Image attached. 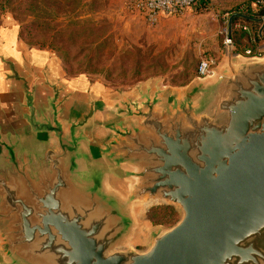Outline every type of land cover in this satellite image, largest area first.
<instances>
[{"label": "water", "instance_id": "water-1", "mask_svg": "<svg viewBox=\"0 0 264 264\" xmlns=\"http://www.w3.org/2000/svg\"><path fill=\"white\" fill-rule=\"evenodd\" d=\"M262 24L264 17L234 14ZM25 49L26 47L22 45ZM27 50V49H26ZM28 51V50H27ZM233 43L188 89L150 80L111 122L65 110V85L35 99L22 79L20 128L0 126V264H264V47ZM102 127V139L92 130ZM179 220L134 246L138 212Z\"/></svg>", "mask_w": 264, "mask_h": 264}, {"label": "rangeland", "instance_id": "rangeland-1", "mask_svg": "<svg viewBox=\"0 0 264 264\" xmlns=\"http://www.w3.org/2000/svg\"><path fill=\"white\" fill-rule=\"evenodd\" d=\"M248 1L212 0L209 11L218 13L222 21L214 38L221 49L207 51L213 39L201 41L200 46L197 38L183 47V56L177 40L165 45L159 37L155 39L153 27L121 12L111 0H0V31L5 26H19L26 49L47 51L59 76L79 88L91 83L106 95L115 92L128 98L136 97V90L150 80H160L168 88L184 87L194 79L202 59L223 57L227 35L223 16L228 14L223 12L237 6L245 10L243 4ZM244 26L252 37L251 47L264 41L262 25ZM176 55L183 58L176 60ZM138 216L141 230L134 246L139 249L146 248L151 232L169 228L180 218L174 208L165 205L146 206Z\"/></svg>", "mask_w": 264, "mask_h": 264}, {"label": "crops", "instance_id": "crops-1", "mask_svg": "<svg viewBox=\"0 0 264 264\" xmlns=\"http://www.w3.org/2000/svg\"><path fill=\"white\" fill-rule=\"evenodd\" d=\"M111 3L116 4L115 6L121 12L128 13L123 9L121 0H111ZM128 14L133 16V18L142 20L148 26L142 16L133 13ZM153 28L156 33L154 38L158 39L159 37L165 45H170V43L176 42L174 40H177L176 44L180 48L182 56L184 54L183 47L185 45L191 46L194 39L197 38H200V46L202 44L201 41L209 38L213 39L212 43L208 44L210 48L207 51L215 52L221 49L219 41H215L216 39L214 38L218 36L217 31L222 28V21L219 14L213 10L204 13L191 10L181 16H162L158 24ZM19 34L20 29L17 25L5 26L0 31V126L3 129L6 130L8 127L20 128L24 124L21 119V115L24 113L22 107L24 102L22 79L31 78L33 85H35V99L42 103L52 94L48 83L51 73H53L52 76L56 80L66 84L63 92L67 97L64 105L66 112L74 116H83L89 112H94V122L100 125L107 124L113 120L114 110L118 104L116 98H119V93L114 92L106 95L91 83L84 88H79L69 80H64L52 66L50 54L47 51L43 53L33 50L27 51L22 46ZM256 47H247L236 51L244 54L249 49L256 51ZM181 55H176L175 59L181 60L183 58ZM218 55L219 58H216L220 63L223 57L222 54ZM193 77V80L198 77L197 70L192 75ZM193 80L184 85V87L177 89H188ZM104 135L102 127H97V129L92 130L91 137L98 141Z\"/></svg>", "mask_w": 264, "mask_h": 264}, {"label": "built area", "instance_id": "built-area-1", "mask_svg": "<svg viewBox=\"0 0 264 264\" xmlns=\"http://www.w3.org/2000/svg\"><path fill=\"white\" fill-rule=\"evenodd\" d=\"M123 9L128 13H133L142 16L147 22L148 26L154 27L158 24L162 16H181L188 11H196L200 6L203 8V12L209 11L212 0H121ZM257 4L260 7L264 6V0H258ZM263 5V6H261ZM226 28L225 44L232 43V40L228 39V22L230 14L224 16ZM235 28L243 31H248V27L240 23L235 25ZM264 47V41L260 45H257V50H246L243 55L251 56L259 54L258 50ZM218 59L215 57L204 58L200 61L197 75L199 78H205L214 75L215 68L218 66Z\"/></svg>", "mask_w": 264, "mask_h": 264}, {"label": "trees", "instance_id": "trees-1", "mask_svg": "<svg viewBox=\"0 0 264 264\" xmlns=\"http://www.w3.org/2000/svg\"><path fill=\"white\" fill-rule=\"evenodd\" d=\"M257 2L256 0H249L248 2H246L245 4H243L245 10H238V6L237 7H232L229 9H225L223 13H228L230 14V16L234 15V14H242V15H246L249 16L251 18H256V19H260L262 17H264V7L262 8H257ZM196 12L201 13L203 12V8L200 6L199 8L196 9ZM237 23H240L242 25H252V26H258L259 23H257L254 20L251 19H246V18H242V17H235L233 20V30H232V43L235 45V47L237 48L236 50L238 51L239 49L242 50L244 48L247 47H251L252 46V37L249 33L237 29L235 28V25ZM247 44V45H246ZM253 48V47H251ZM166 221V220H165Z\"/></svg>", "mask_w": 264, "mask_h": 264}]
</instances>
